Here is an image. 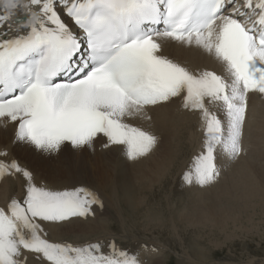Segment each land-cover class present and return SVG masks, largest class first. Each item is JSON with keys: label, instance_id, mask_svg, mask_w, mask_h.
<instances>
[{"label": "snow or ice", "instance_id": "obj_1", "mask_svg": "<svg viewBox=\"0 0 264 264\" xmlns=\"http://www.w3.org/2000/svg\"><path fill=\"white\" fill-rule=\"evenodd\" d=\"M170 42L223 71L170 58ZM254 95L264 98V0H0V182L20 186L0 205V264H155L160 252L115 237L52 239L103 201L83 182H44L14 151L54 157L99 144L139 162L160 144L154 113L176 104L203 134L183 181L206 189L219 182L218 153L247 154Z\"/></svg>", "mask_w": 264, "mask_h": 264}, {"label": "rangeland", "instance_id": "obj_2", "mask_svg": "<svg viewBox=\"0 0 264 264\" xmlns=\"http://www.w3.org/2000/svg\"><path fill=\"white\" fill-rule=\"evenodd\" d=\"M250 114H251L250 119L246 127L247 130H245V132L246 131L247 132L245 133V137H244V140H245L244 146H246L245 148L248 154L242 157H246V158L249 157L250 160H252L251 162H253V164H255L256 166L251 167V170L249 169L250 175L249 177H247V179L248 181L249 180L253 181V184H252L253 186L251 185L253 188V192L249 195L246 202L244 201L239 202V203L230 202L229 204H227L225 202L227 200L226 199L222 200L220 196H219V200H215V194L217 190V189H214L215 186H218L219 183L221 184V182H223L226 178L229 177L230 175L229 173L230 172L232 173V169H233L232 165L234 164V162H236V160L234 161L228 160L222 154L218 153L217 155L218 158L216 161L217 166L221 172V175H220L221 178H219L220 182L218 184L217 183L214 184L213 186L214 188L212 186L209 187V190L211 189V191H208L206 189L203 191H198L197 189L192 190L191 188H194V186L187 185L183 181V173L189 167L192 155L200 151L201 143H202V137L198 133V132L200 133L202 132L201 127L198 126L197 128V126H194V124L196 125L197 121L199 120L198 116L195 115L193 126H191L192 129L190 128L189 130L185 131L184 127H179L180 131L178 130V132H182V131L184 133L186 132L185 134L183 133L182 135L184 137L183 140L186 141L185 143L187 144H185V146L182 145V148L184 147V149H182V156L180 157L181 160H178L177 167H175V169L171 167L169 169L170 172L169 170H167V172L160 174L159 178L156 179L158 184L157 182H155L154 184L152 183L153 186H151L152 188L148 191V194L143 193V196L145 194L144 197L141 194L142 199L144 200L143 201L144 204L141 206L142 208L138 207V210H136L134 214L130 213L126 207L125 208L122 207L123 205L122 206L120 205L119 207L121 208L119 210H122L121 211L122 213L117 212V211L114 212V209L112 207L110 208L111 205L109 202H107V197L106 195L103 194L104 191L99 182L96 183L98 186L96 185L94 186V183L87 181L88 180L87 178L75 180L76 184L78 183L77 186L79 185V181L80 182L85 181L84 184L88 182L86 185L89 186L90 188H93V190L99 194V197L103 201V207L100 208L99 206H94L96 209L97 215L102 214L103 211L107 209L106 211L110 212V215L111 216L113 215L114 217L113 216H112L113 218L110 217V219L107 222L108 224L106 226V231L107 230L108 231L106 235L105 233H100L98 235L82 233V234L77 235V233H75L74 231H70V233L65 235V239H68L72 242L75 240L76 242L74 241V243L80 244V243L86 242L84 239H86L87 241H91L92 239L97 240L96 238L102 239V240H109L115 236L116 240L118 239L117 242L119 246L125 247L129 250L137 249L139 245L142 243H147L149 246L155 245L157 248L160 249V252L158 255L153 257V259L155 262L158 258L164 259L163 261L164 264L165 263L167 264H201V262L202 264H206V263L207 264H264V166H263L264 165V149L262 148L264 147V139L258 138L257 136L259 134L258 133L259 127L262 121H264V115L259 117V114H257L256 112H253L252 109L250 110ZM257 115H258V118H256ZM259 119H262V120H259ZM250 124L253 125L254 127L251 126ZM182 128L183 130H181ZM255 129L257 130V132L255 131ZM191 134H193L192 136L193 139L190 137ZM194 135H196L195 136L196 139L194 138ZM255 135L257 136L256 138H255ZM248 137L250 140L248 139ZM246 141H248V144L246 143ZM100 148H101L100 145L97 144L95 147V151L100 150ZM95 151L89 150L90 153H95ZM71 152L73 151H68V153L66 152L64 153V155H69V157H71L70 154L71 155L74 154ZM260 152L261 154L262 153L263 154L261 155ZM252 154L253 156H251ZM12 156H14V158L19 160L21 164L23 163L22 164L23 166L25 167L27 166V168L31 166V164L29 162H26L27 160L23 159L20 155H18L16 151L15 153L14 152L12 153ZM219 156H221V158H219ZM258 156L259 157L262 156L261 157L262 160ZM53 158L54 159L53 160L51 159V161L56 160L55 157ZM253 159L254 161H256L255 163ZM222 160L224 161V163ZM219 161L221 163H219ZM179 167L180 168L182 167V168L180 169ZM29 169L30 170L32 169V171L35 172V174H38L37 177L39 179H43L44 177L43 180L47 183H52L53 181L60 182V181H63L65 178V177L63 178L62 176L61 177L58 176L59 178L57 176L56 178H50L44 175L43 173L41 174V171H38L33 166H31ZM173 171H176V173H174ZM39 174L40 176L42 175V177H40ZM66 177L69 179L68 176ZM161 177L163 179H161ZM57 179L60 181H58ZM6 181H8V179L3 181V183L0 182V189L2 185H5ZM72 181L75 182L74 180ZM10 182H11V186H14V187L10 186L12 189L6 192L2 190L0 194L1 204L6 201L5 200L7 199L6 196L9 197L13 192H16L17 194L20 192L19 183L16 181L13 183L12 180H10ZM14 184H16L17 186ZM12 190L13 192H11ZM196 191H198L199 193L198 192L196 193ZM200 193H202V196H205V197L203 198L199 197ZM189 195H192V197H190ZM193 196L195 199L193 198ZM204 198L205 200H203ZM191 200L193 202L197 201L198 203L196 204L198 205L193 203ZM199 201H202L204 204L206 203L208 204L210 202L209 204L210 206L207 207V209L201 210V211H204L202 213L203 216L201 217L202 218L201 222H195L193 220V219L197 221L200 220L198 216L199 217L201 216V211H199L192 220L185 219V215L187 212H189L187 214H190L193 211V210L191 211V209H195L196 206H199V203H200ZM203 203H201V205H203ZM220 203L221 205H217ZM193 204H195V206ZM127 212L129 213L127 214ZM159 212H161V214ZM82 222H85V221H82ZM126 225H129V226H126ZM119 226H121L120 230L117 231L119 229L117 227ZM114 230L116 232H114ZM51 234H52L51 235L52 239L54 240L64 239V235L60 233V229L56 230V232L52 231ZM69 236H71V239L73 240H71ZM81 238L82 239L84 238L83 242H81L82 241ZM122 238H124L125 240L123 239L122 241L121 240ZM191 248H194L198 252H201L203 256L201 257L200 256L197 257L196 255L194 256V253L190 251ZM192 259L193 260L195 259V260L193 261Z\"/></svg>", "mask_w": 264, "mask_h": 264}, {"label": "bare ground", "instance_id": "obj_3", "mask_svg": "<svg viewBox=\"0 0 264 264\" xmlns=\"http://www.w3.org/2000/svg\"><path fill=\"white\" fill-rule=\"evenodd\" d=\"M68 22L71 24V21H68ZM163 54L169 55L173 59L177 60L178 62H181L182 64L187 65L190 68L207 67L210 70L217 71L218 74H220L223 71L222 66L219 65L214 60V58L203 53L201 50H197L195 48L188 49V48L180 46L179 44H176L175 42H170L167 45H165ZM250 104H251V109L253 110V112H256L257 114H259V117L264 115V98H261L260 96L254 95L251 97ZM251 118H252V116H251ZM256 118H258V115ZM194 119H195V114L180 110L176 104H172V105H169L167 107L157 109L153 115V121L151 123L150 130L160 137V144L157 147V149L148 158L141 160L139 162L129 161L121 153H109V152H107V150H103L102 148H100V150H98V151H95V153H90L89 151H84V152H71V153H74L73 155L70 154L71 157H69V155H64V154L61 156H54L56 159L55 161H51V159L52 160L54 159L53 157H49L46 154H42V153H39L36 151L17 150L16 152L23 159L27 160L26 162H29L31 164V166H33L38 171H41V174L43 173L44 175H46L50 178H56V176L57 177L62 176L63 178L65 177L63 181H60L57 179L58 181H60V182H56L58 185L70 187L73 183L76 184L75 180L84 179V178H87L88 179L87 181L94 183V186L95 185L98 186L96 183L99 182L102 186L103 191H104L103 194L106 195L107 202L110 203V205H111L110 208L112 207L114 209V212H116V211L121 212L122 210H119V209H121L119 207H120V205L121 206L123 205L122 207H124V208L126 207L130 213L134 214L136 212V210H138V207H141L144 204L143 203L144 200L142 199L143 193L148 194V191L152 188L151 186H153L152 183L154 184L155 182H157L156 179L159 178L160 174L167 172V170H169L171 167L174 169H175V167H177L178 160H181L180 157L182 156V149H184V147L182 148V145L185 146V144H187V143H185L186 141L183 140L184 137L182 134L184 132L183 131L178 132L179 127H184L185 131L189 130L191 128V126H193ZM259 120H262V119H259ZM253 124H255V123H253ZM194 126H197V128H198V126H200V121L198 120L196 125L194 124ZM251 126H253V125H251ZM256 129H255V131L257 132ZM181 130H183V128ZM193 130H195V129H193ZM188 132H190V131H188ZM198 133L202 137V135H203L202 132L201 133L198 132ZM258 133H259L257 135L258 138L264 139V121H262V123L259 127ZM254 134H256V133H254ZM192 136H193V134H191V136H190L193 139ZM195 136L196 135H194V138H195ZM257 136L255 135V138ZM197 137H198V135H197ZM197 139H199V138H197ZM248 139H249V137H248ZM186 140H187V138H186ZM188 140H190V139H188ZM244 142H245V140H244ZM252 142H253V140H252ZM246 143L248 144V141H246ZM260 144H262V143H260ZM260 144H258V145H260ZM253 145H255V144H253ZM262 148L264 149V147H262ZM183 152H184V150H183ZM14 153H15V151H14ZM260 154H261V152H260ZM251 156H253V154ZM261 157H259V158L261 159ZM219 158H221V156H219ZM248 158L241 157V158L237 159L236 162H234V164L232 165L233 169H232V173L231 172L229 173L230 174L229 177L226 178L223 182H221V184L219 183L220 182L219 181L218 182L219 185L215 186V188L213 187L214 185L212 186L214 189H217L216 194H215V200H219V196H220L222 198V200H225V199L227 200V201H225L227 204H229L230 202L231 203H233V202L239 203L242 201H244V202L247 201L249 195L253 192V188H252L253 181L252 180L248 181V179H247V177H249V175H250L249 169L251 170V167L256 166L255 164H253V162H251L252 160H250V158L248 160ZM254 158H256V157H254ZM222 159H224V158H222ZM257 159H255V160H257ZM24 161H22V162H24ZM253 161H254V159H253ZM255 162L256 161H254V163ZM219 163H221V162L219 161ZM223 163H224V161H223ZM181 166H182V164H181ZM169 172H170V170H169ZM173 172L176 173V171H173ZM36 175H38V174H36ZM174 175H176V174H174ZM39 176H40V174H39ZM66 176H68L69 179ZM40 177H42V175ZM43 179H44V177H43ZM70 179L74 180L75 182H73ZM161 179H163V178L161 177ZM167 181H168V179H167ZM12 182L14 183L15 181H12ZM79 183H80V181H79ZM157 184H158V182H157ZM14 185H16V184H14ZM10 186H11L10 180L6 181L5 185L1 186L0 194H1L2 190L6 192V191L11 190L12 189L11 187H14V186H11V187ZM193 186H194V188H191L192 190H194V189L195 190L197 189L198 191L205 190V189L200 188L197 185H193ZM206 190L211 191V189L209 190V188L208 189L206 188ZM198 191H196V193ZM11 192H13V190ZM17 192H18V190H17ZM141 194H142V196H141ZM145 194H144V196H145ZM182 195H184V194H182ZM199 195L198 196L201 198L205 197V196H202V193H200ZM189 196L192 197V195H189ZM6 198H8V197L6 196ZM193 198H194V196H193ZM5 200H7V199H5ZM203 200H205V198ZM199 202H200L199 206H196L195 209H191V211L193 210L192 213L187 214V213H189L187 211H186L187 212L186 215L183 213L185 215V219H191L192 220L199 211H201L202 209L205 210V209H207V207L210 206L209 205L210 202L208 204L207 203L204 204L202 201H199ZM193 203L196 204L198 202L196 201ZM201 203H203V205H201ZM2 204L0 203V205H2ZM195 204H193V205L195 206ZM196 205H198V204H196ZM217 205H221V203L217 204ZM163 206H165V205H163ZM106 210L103 211L102 214H100L98 212L100 215L96 214L94 219L89 218L87 221L80 222L71 228L60 229V233L62 235H64V239H65V235L70 233V231H74L75 233H77V235L82 234V233L93 234V235L105 233V235H106V233L108 231V230L106 231V226L108 224L107 222L110 219V217L113 216V215L111 216L110 212H107ZM173 210H175V209H173ZM129 212H127V214ZM203 212L204 211H201V216L200 217L198 216V218L200 219L199 221H197L195 219H193V220L195 222H201V219H202L201 217L203 216L202 215ZM153 213H154V211H153ZM159 213L161 214V212H159ZM171 215H173V214H171ZM203 223H205V222H203ZM126 226H129V225H126ZM120 227L121 226L117 227V228H119L117 231L120 230ZM109 228H110V226H109ZM131 231H132V229H131ZM55 232H56V230H55ZM109 232H111V231H109ZM114 232H116V231L114 230ZM123 233H124V231H123ZM56 235H58V234H56ZM69 237L71 239V236H69ZM73 237H75V236H73ZM78 238H79V236H78ZM109 238H111V237H109ZM83 239L81 242H83ZM96 239H98V238H96ZM123 239L124 238H122L121 240L123 241ZM71 240H73V239H71ZM84 240L87 241L86 239H84ZM132 240H133V238H132ZM91 241H95V240L92 239ZM156 241H157V239H156ZM191 249H190V251L194 253V256L195 255L197 257L203 256L202 253L198 252L196 249H194V248H191ZM181 253H183V252H181ZM163 261H164V259L158 258L156 260L155 264H164ZM181 263H183V262H181ZM186 263H187V261H186ZM165 264H167V263H165ZM201 264H202V262H201Z\"/></svg>", "mask_w": 264, "mask_h": 264}]
</instances>
